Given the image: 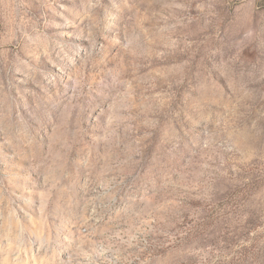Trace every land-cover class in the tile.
<instances>
[{
    "label": "rangeland",
    "instance_id": "obj_1",
    "mask_svg": "<svg viewBox=\"0 0 264 264\" xmlns=\"http://www.w3.org/2000/svg\"><path fill=\"white\" fill-rule=\"evenodd\" d=\"M0 264H264V0H0Z\"/></svg>",
    "mask_w": 264,
    "mask_h": 264
}]
</instances>
